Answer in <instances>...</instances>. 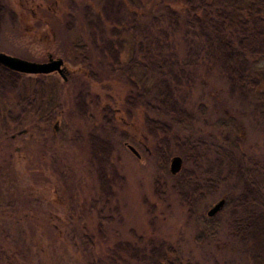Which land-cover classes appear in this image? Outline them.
Wrapping results in <instances>:
<instances>
[{"label": "rangeland", "instance_id": "374dc122", "mask_svg": "<svg viewBox=\"0 0 264 264\" xmlns=\"http://www.w3.org/2000/svg\"><path fill=\"white\" fill-rule=\"evenodd\" d=\"M198 1L60 0L57 14L41 9L34 18L12 0L2 7L0 50L61 57L65 79L56 71L22 73L27 91L38 79L46 84L41 114L29 110L19 122L0 123V264H144L114 245L148 247L149 240L170 243L182 264L250 263L238 226L247 208L233 203L243 183L225 155L264 165V104L255 94L264 83L255 77L253 92L231 87L196 28L182 23ZM161 78L185 108L179 119L156 108ZM134 90L148 103L127 117L122 101ZM1 99L0 111L16 101L13 92ZM143 112L169 131L149 134ZM99 139L107 145L97 153L111 192L99 184L91 151ZM172 154L182 158L176 174L168 170ZM184 169L218 175L190 213L174 186ZM219 197L226 205L205 225Z\"/></svg>", "mask_w": 264, "mask_h": 264}, {"label": "trees", "instance_id": "16d2710c", "mask_svg": "<svg viewBox=\"0 0 264 264\" xmlns=\"http://www.w3.org/2000/svg\"><path fill=\"white\" fill-rule=\"evenodd\" d=\"M188 8L186 15L183 16V25L196 28V33L201 38V46L207 50L208 57H212L213 62L224 72L232 88L253 92L255 77H260L264 83V0H199L197 3H190ZM21 75L22 73L0 64V101H3L1 97L7 99L10 92L16 97L11 108L7 107L5 111H0V123L6 119L19 122L29 110L41 114L38 110L46 102L45 82L38 79L32 84L30 91H27ZM159 87L156 108H160L164 114L174 115L177 119L186 114L183 104L175 97L169 82L161 78ZM255 94L264 104V91ZM142 102L148 103L141 91H130L124 96L121 109L127 117H131L133 112L138 111ZM113 112L112 107L107 105L109 116L107 121L113 118ZM142 120L146 131L151 135L158 133L165 135L169 131L167 122L149 113L143 112ZM182 142L189 145V148H186L191 154L196 153L187 139H183ZM95 145L91 151L98 162L99 184L101 187L107 185V192H111L110 178L107 176L106 179L104 166L101 164L104 157L97 153L107 145L100 139ZM155 153L163 164L165 155L163 147H155ZM230 154L225 155L230 168H233L243 183L242 190L233 203L242 209L247 208L245 210L248 213L238 224L241 240L247 246L244 255L248 258L249 264H264V165H260L259 160L254 157H250V161L246 162L242 153L238 154V160L232 153ZM179 176L174 186L181 203L189 213L212 191L218 180V175L214 171L201 177L192 170L184 169ZM225 205L224 202L223 207ZM213 219V216L204 218L205 225L210 224ZM204 228L208 230L207 233H212L210 227ZM119 248L131 251V256L144 264H182L170 243L160 242L155 245L149 240L148 247L145 245L141 247L136 243L120 241L115 243L114 250ZM88 264L105 263L95 258Z\"/></svg>", "mask_w": 264, "mask_h": 264}, {"label": "water", "instance_id": "95a60500", "mask_svg": "<svg viewBox=\"0 0 264 264\" xmlns=\"http://www.w3.org/2000/svg\"><path fill=\"white\" fill-rule=\"evenodd\" d=\"M0 64L11 70L27 74H44L56 71L63 79H65V74L63 73V68L61 66L62 59L60 57L50 58L45 61H38L0 50ZM127 146L135 155H138L137 151L132 145L127 144ZM181 165L182 158L180 155H170L168 162V170L171 174L177 173L180 170ZM224 202L225 198L219 197L207 208L206 215L208 217L213 216L223 207Z\"/></svg>", "mask_w": 264, "mask_h": 264}, {"label": "flooded vegetation", "instance_id": "af4514ba", "mask_svg": "<svg viewBox=\"0 0 264 264\" xmlns=\"http://www.w3.org/2000/svg\"><path fill=\"white\" fill-rule=\"evenodd\" d=\"M12 1L14 3H16L18 5V7L21 8L25 12L24 16L28 14V15H30L31 18L36 17L37 12L41 9H50V11H52V13L57 14L58 10L61 7L60 0H49V1H47V0H37V1H33V0H12ZM0 4H1L0 5V14H1L2 7L4 9V8H10V6H11L10 0H0ZM106 11H107V9H106ZM44 23H45V21H44ZM54 57L48 55L45 59L38 60V61H45V60H48V59L54 58ZM61 66L64 67L63 59H62V65ZM38 74H41V73H38Z\"/></svg>", "mask_w": 264, "mask_h": 264}]
</instances>
